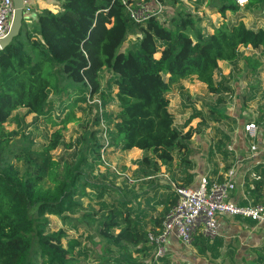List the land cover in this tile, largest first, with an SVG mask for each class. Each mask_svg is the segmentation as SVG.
I'll list each match as a JSON object with an SVG mask.
<instances>
[{
    "label": "trees",
    "instance_id": "trees-1",
    "mask_svg": "<svg viewBox=\"0 0 264 264\" xmlns=\"http://www.w3.org/2000/svg\"><path fill=\"white\" fill-rule=\"evenodd\" d=\"M56 1L60 4L57 13L34 10L24 20L20 34L0 51V264H76L78 240L62 229L52 231L49 218L82 207L85 167L90 165L87 154L99 159L104 144L98 142L96 131L85 133L79 141L83 149L63 167L53 152L63 141V129L75 120L72 108L77 101L98 96L107 104L109 95L102 90L104 72L111 74L106 90L116 88L117 111L108 122L111 146L150 153L151 157L142 160L149 167L168 166L174 161V152L183 151L193 136V131L182 133L175 126L169 111L172 88L196 77L210 93H218L215 74L219 62L238 61L241 47L264 49V28H250L243 21L223 22L213 33L205 34L197 25L199 19L189 11L178 12L169 21L155 16L138 24L126 8L134 0ZM146 1L155 8L156 0ZM157 1L164 8L183 0ZM212 6L223 18L227 12L237 14L241 9L236 0H216ZM246 6L264 8V0H248ZM131 35L135 41L122 52ZM242 59L253 71L260 66L251 56ZM51 95L64 96L70 102L66 116L52 122L62 127L41 147L24 132L25 144L16 148L20 132L6 128L12 113L26 109L35 120L48 116L53 111ZM89 143L87 153L84 147ZM185 182L178 183H197L192 176ZM260 184L254 194L260 191ZM173 193L166 213L177 201ZM118 216L110 212L101 222L98 231L103 239L117 247L125 244L138 252L146 250L151 232L139 229L128 211L122 222ZM162 219L156 220L158 230H152L153 234L159 233ZM117 229L120 232L115 234ZM258 260L263 264L264 254Z\"/></svg>",
    "mask_w": 264,
    "mask_h": 264
},
{
    "label": "rangeland",
    "instance_id": "rangeland-1",
    "mask_svg": "<svg viewBox=\"0 0 264 264\" xmlns=\"http://www.w3.org/2000/svg\"><path fill=\"white\" fill-rule=\"evenodd\" d=\"M213 1L216 0L169 3L164 6L159 19L169 21L178 12L189 11L199 19L197 25L205 34L213 33L214 28L223 22L231 25L243 21L250 28H264V8L241 7L237 14L227 12L223 18L217 7L212 6ZM145 3L149 4L146 0L133 1V5ZM134 41L135 36H129L121 51ZM240 56L234 63L219 62L215 74L218 93H210L196 77L182 80L172 88L168 95L169 111L174 116L175 126L182 133L193 131V136L185 142L187 147L183 151L174 152V161L168 166L149 167L142 160L151 157L150 153L139 149L123 151L111 146L108 122L117 106L116 88L111 86L110 91L106 90L110 73L104 72L102 76V90L109 95L106 105L98 96H86L85 101H77L72 108L75 120L63 129V141L53 152L54 159L62 167L73 162L83 149L79 147L80 139L89 131H96L98 142L104 146L99 159L90 155V143L84 147L89 153L90 165L85 167L87 184L81 198L82 207L62 217L49 218L52 231L62 229L78 240L76 264H260L258 259L264 254V244L261 231L253 228L246 235L241 231L234 234L232 242L222 240L219 243L218 237H207L192 244L180 242L187 248L178 242L171 247L166 243L159 257L155 255L156 246L150 242L146 250L138 252L137 248L125 244L115 246L103 239L98 231L110 212L118 214L122 222L128 211L139 229L152 233L158 218H163V223L166 203L174 196L170 183H186L188 176H192L194 183L204 175L224 179L223 176L234 168L246 178L248 189L250 186L254 189L258 182H263L264 189V49L241 47ZM242 56H251L260 66L253 71ZM156 57L159 58L160 54ZM50 99L53 111L48 116L35 120V115L28 114L26 109L12 113L6 128L20 132L15 138L16 148L25 144L21 135L24 132L31 134L36 146L41 147L47 144L55 130L62 127L54 126L52 122H60L66 116L70 102L60 95H51ZM248 122L257 125L254 137L246 132ZM68 145H72V149ZM252 203L264 205V197Z\"/></svg>",
    "mask_w": 264,
    "mask_h": 264
},
{
    "label": "built area",
    "instance_id": "built-area-1",
    "mask_svg": "<svg viewBox=\"0 0 264 264\" xmlns=\"http://www.w3.org/2000/svg\"><path fill=\"white\" fill-rule=\"evenodd\" d=\"M239 7H245L248 0H236ZM25 20H29L34 11L31 0H24ZM124 4L126 2L124 1ZM130 18L135 23H143L151 17H159L163 6L157 0L155 8L150 4H126ZM15 9L12 0H0V40L4 39L10 29ZM246 132L254 137L257 125L245 124ZM254 135V136H253ZM234 171L230 170L221 181L217 177L201 176L196 184L182 186L171 182L177 201L165 214L162 228L157 235L150 233L149 241L155 245L156 257L163 254L165 244L175 237L184 244H192L201 235L214 238L218 235V219L221 216L249 220L264 224V205H239L230 200L229 195L235 190ZM264 244V241H263Z\"/></svg>",
    "mask_w": 264,
    "mask_h": 264
},
{
    "label": "crops",
    "instance_id": "crops-1",
    "mask_svg": "<svg viewBox=\"0 0 264 264\" xmlns=\"http://www.w3.org/2000/svg\"><path fill=\"white\" fill-rule=\"evenodd\" d=\"M31 2H32V6L35 11L37 10L42 11L44 9H48L52 11L53 13H57L60 10V4L56 0H31ZM231 170H233L235 173L234 174L235 190H233V192H231V194L229 195L231 201L239 205H251L253 204L252 202L254 200L259 201L264 197L263 182L259 185L261 188L260 191H257V194H254L253 190L255 188L253 189V187L250 186V188L248 189L249 184L246 182V178L245 177L243 178V176L239 174L238 170L235 171L234 168H232ZM221 175H223V173ZM250 228H253L257 232L261 231V239L263 242L264 241V224H257L249 220L237 219V218L234 219V218H228L226 216H221L218 219V235L214 237L213 239H216L218 237L217 242L219 243L222 240L231 241L232 240L231 236H233L234 234L240 231L242 234L246 235L248 234ZM199 238L208 239L206 236L201 235L200 237H197L194 241H196L197 239L200 240ZM177 242L180 243V241H178L175 237H173L169 239L167 245L171 247L174 243H177ZM180 244L182 245L183 248H187V246H183L182 243Z\"/></svg>",
    "mask_w": 264,
    "mask_h": 264
},
{
    "label": "water",
    "instance_id": "water-1",
    "mask_svg": "<svg viewBox=\"0 0 264 264\" xmlns=\"http://www.w3.org/2000/svg\"><path fill=\"white\" fill-rule=\"evenodd\" d=\"M12 1L15 12L7 36L4 39L0 40V51L6 48L20 34L23 26V22L25 20L24 0H12Z\"/></svg>",
    "mask_w": 264,
    "mask_h": 264
}]
</instances>
